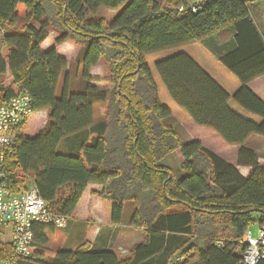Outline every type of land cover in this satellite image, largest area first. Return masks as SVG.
I'll return each instance as SVG.
<instances>
[{"label": "trees", "instance_id": "obj_1", "mask_svg": "<svg viewBox=\"0 0 264 264\" xmlns=\"http://www.w3.org/2000/svg\"><path fill=\"white\" fill-rule=\"evenodd\" d=\"M258 1L202 0L192 13L183 0H0V78H10L0 85V105L26 94L33 113L48 112L34 137L21 135L26 121L11 130L9 191L35 188L48 211L68 221L86 188L99 185L105 223L119 225L131 202L128 226L143 232L125 259L85 242L21 260L0 242V263H240L244 232L264 225V166L244 147L250 136L264 138V103L246 86L264 74V35L249 8ZM122 7L112 23L92 19ZM227 28L236 49L215 58L202 43ZM50 30L56 46L82 47L81 88L66 59L41 48ZM102 58L104 80L89 75ZM96 105H106L98 123ZM169 119L186 122L195 138L183 142ZM169 155L178 176L164 164ZM238 167L252 170L244 177ZM54 230L34 226L33 246L43 250Z\"/></svg>", "mask_w": 264, "mask_h": 264}, {"label": "built area", "instance_id": "obj_2", "mask_svg": "<svg viewBox=\"0 0 264 264\" xmlns=\"http://www.w3.org/2000/svg\"><path fill=\"white\" fill-rule=\"evenodd\" d=\"M183 1L192 13L201 9L202 0ZM178 10L184 8L179 6ZM32 114L30 98L26 94L11 97L0 105V229H10L11 247L15 257L21 260H28L33 255L34 226L49 225L61 229L67 224L65 218L48 211L35 188L14 194L5 182L3 164L14 151L11 130ZM240 243L244 247L239 264H264V225L258 226L254 234L252 230H246Z\"/></svg>", "mask_w": 264, "mask_h": 264}, {"label": "crops", "instance_id": "obj_3", "mask_svg": "<svg viewBox=\"0 0 264 264\" xmlns=\"http://www.w3.org/2000/svg\"><path fill=\"white\" fill-rule=\"evenodd\" d=\"M257 4L258 3L256 2L251 5L255 6L254 8L259 13L260 24H257L254 16H252V18L258 31L260 33H264V3H262L263 5H261L262 9H258ZM45 41L41 44V48L44 51L52 48L45 46ZM202 44L213 57L220 58L225 54L236 49L234 31L227 28L226 30L221 31L218 34H214L206 38ZM56 49L58 50V48ZM90 71L89 75L94 77ZM246 86L254 95H256L264 103V74L248 82ZM39 113L43 114L46 113V111H41ZM23 131L24 130L22 129L21 135L25 136L23 134ZM255 137L256 136H250L249 138H247V140L244 142V147L253 150L257 156L258 164L264 166L263 156L260 157L259 151L256 149H252L251 146L248 145L250 140ZM190 141H192V139ZM251 170L252 169L250 167H238L239 173L244 177L248 176ZM22 192L25 191L13 193L18 194ZM99 192H101V186L89 185L83 193L73 215L67 221L66 226L64 228H61V230L69 231L68 235L77 237L76 242L72 245L70 250H74L79 245L86 242L89 243V245H91L94 249L114 250L118 258L125 259L129 254V250L143 239V232L140 229H135L130 226H128L126 229H124L125 231H123V229H119V225H107L104 221L102 206L98 197ZM5 239H7V242L9 243L11 242L10 229H8V235L5 237Z\"/></svg>", "mask_w": 264, "mask_h": 264}, {"label": "rangeland", "instance_id": "obj_4", "mask_svg": "<svg viewBox=\"0 0 264 264\" xmlns=\"http://www.w3.org/2000/svg\"><path fill=\"white\" fill-rule=\"evenodd\" d=\"M158 1V0H157ZM258 9H262L261 5L264 2H257ZM255 6L249 5L250 11L252 16H254L255 21L257 24H260V19H259V13L257 10L254 8ZM124 7L112 11V10H106V9H101L97 15L92 18V19H103L107 23H112L113 20L122 12ZM17 12L19 16L22 18L25 15V9L23 6H19L17 9ZM258 13V14H257ZM264 34V33H262ZM57 34L54 31H49L48 37L45 41V46L52 47V48H58L56 49V52L58 53L59 56L63 57L67 61L68 69L70 70L71 78L73 81V86L76 87L77 89L82 87V82H81V76H80V71L76 73V61L82 51V47L78 44H75L71 40L66 41L65 43L56 46L54 44V39H56ZM44 46V47H45ZM2 52L1 49V44H0V53ZM92 75L98 79L104 80L108 77V66L106 63V60L104 58L100 59V61L92 67L91 71ZM75 73L77 74L75 76ZM75 76V78H73ZM64 74L60 77L56 89V97L60 98L63 85H64ZM10 83V78L6 76L5 78H0V85H8ZM106 105H96L94 108V121L95 123H98L103 120L104 118V111H105ZM42 119H41V118ZM48 119V112L46 113H33L25 122V125L23 127V134L25 136L23 137H34L36 136L46 125ZM166 123L168 125L170 124L171 126L174 127L175 131L178 133L179 137L183 142H188L191 139L193 140L195 138L193 130L190 129V127L184 122L183 120H178V119H169ZM42 126V127H41ZM40 130V131H39ZM39 131V132H38ZM38 132V133H37ZM37 133V134H35ZM260 136H256L249 142V146H251L252 149H256L259 151V156L264 158V138H257ZM253 151V150H252ZM254 152V151H253ZM255 153V152H254ZM164 164L170 168V170L173 172L175 176H178L179 174V169L177 166V162L174 158L173 155H169L165 160ZM133 212V203L129 202L124 205L123 212H122V217H121V222L119 224V229H126L129 225L131 216ZM253 219L257 220V216L253 215ZM71 230V228H70ZM69 231L66 230H61L58 228H55L53 233L48 234V244L46 247H44L43 250L39 249L38 247L34 246L33 247V255L34 259H39L42 260V258L47 259L51 258L55 255V252L58 250H70L72 245L76 242L77 237L76 236H70L68 235ZM253 234L255 233V228L252 229ZM4 234V235H2ZM8 235V230L7 229H0V242H7V239L5 237ZM37 253H41L36 255ZM38 256V257H37Z\"/></svg>", "mask_w": 264, "mask_h": 264}]
</instances>
